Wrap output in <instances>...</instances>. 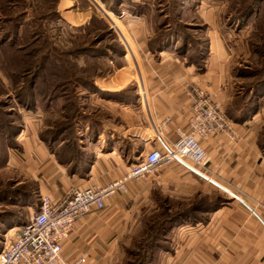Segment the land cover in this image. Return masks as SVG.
Returning a JSON list of instances; mask_svg holds the SVG:
<instances>
[{
  "label": "rangeland",
  "instance_id": "374dc122",
  "mask_svg": "<svg viewBox=\"0 0 264 264\" xmlns=\"http://www.w3.org/2000/svg\"><path fill=\"white\" fill-rule=\"evenodd\" d=\"M140 25L147 26L142 37ZM210 43L229 80L223 103L209 97L240 123L257 116L264 149V0H0V253L41 201L27 141L37 136L61 158L77 146L87 157L103 122L114 120L101 99L136 104L142 63L149 59L163 73L171 61L164 54L203 72ZM98 85L122 90L109 96ZM216 196L213 204L222 203ZM149 221L121 264H161L154 250L170 246V230L148 247L167 222L160 215Z\"/></svg>",
  "mask_w": 264,
  "mask_h": 264
},
{
  "label": "crops",
  "instance_id": "0c3cea01",
  "mask_svg": "<svg viewBox=\"0 0 264 264\" xmlns=\"http://www.w3.org/2000/svg\"><path fill=\"white\" fill-rule=\"evenodd\" d=\"M141 26L147 27L140 25V37ZM144 32L148 34V28ZM213 35L222 45L217 30ZM212 47L210 43L203 72L166 54L171 61H161V65L168 62L163 73L149 59L143 62L137 103L101 99L114 120L103 122L99 139L90 140V153L77 155L78 163L59 160L57 151H49L37 136L29 139L24 149L32 159L36 157L30 172L40 196L50 195L58 202L72 188L105 186L125 175L138 157L172 147L179 132L189 128V87L203 86L218 104L223 103L228 67L223 58H215ZM98 87L109 96L122 90ZM257 118L243 123L230 120L235 142L225 134L202 142L211 156V173L205 175L188 161H179L146 180L131 182L127 195L107 199L104 210L77 222L64 245L65 256L85 258L86 264H121L141 225H150V218L160 215L177 219L165 240L170 239V246L162 244V251L154 250L161 264H264V149ZM218 190H226L229 198L217 197ZM213 196L223 202L213 204ZM204 198L203 209L197 210ZM175 202L178 205L172 206Z\"/></svg>",
  "mask_w": 264,
  "mask_h": 264
},
{
  "label": "built area",
  "instance_id": "2783aa9c",
  "mask_svg": "<svg viewBox=\"0 0 264 264\" xmlns=\"http://www.w3.org/2000/svg\"><path fill=\"white\" fill-rule=\"evenodd\" d=\"M186 95L192 109L189 128L179 132L172 147L142 156L125 175L105 186L72 188L58 202L50 195L42 196L30 223L20 226L12 242L1 251L0 264H86L85 258L68 259L64 245L77 222L94 211L104 210L107 199L127 195L131 182L146 180L160 168L179 161H188L205 175L211 173V156L202 142L223 134L232 142L237 138L225 112L207 92L194 86L186 90ZM206 178L212 181L211 177Z\"/></svg>",
  "mask_w": 264,
  "mask_h": 264
},
{
  "label": "trees",
  "instance_id": "16d2710c",
  "mask_svg": "<svg viewBox=\"0 0 264 264\" xmlns=\"http://www.w3.org/2000/svg\"><path fill=\"white\" fill-rule=\"evenodd\" d=\"M74 27H77V26H75V25H73ZM185 44H188V42H187V40L184 42ZM182 51L184 52V50L182 49ZM197 67L199 66V65H196ZM201 69V68H200ZM232 115V114H231ZM227 116V115H226ZM228 118V117H227ZM229 120H231V121H233V122H236V123H240V122H238V120H236V119H234V117H230V118H228ZM245 119H247V118H245ZM243 122H245V121H243ZM243 122H241V123H243ZM54 142H55V140H53ZM56 143V142H55ZM76 147V149L75 150H73V151H69V155H66V157L65 158H61L60 157V154H59V151L57 152V154H58V157H59V160H61V161H65V160H68V159H73V161L72 162H75V163H78L76 160H77V155H79V157H81V154H80V152H77V146H75ZM202 210L203 209V207L202 206H199V207H197V210ZM163 218L168 222V221H171L170 222V224H165L166 225V227H165V225H163V227H165V228H163L162 229V233H161V230H159V228H158V230L157 231H155L152 235H151V238L149 239V241H148V247H152V248H154V246H155V244H156V242H157V240H158V238L160 237V236H162V237H164L166 234H167V231L168 230H172L176 225H174L175 223H177L176 222V220L177 219H174V218H172V219H170L169 218V216H163ZM168 225V226H167ZM166 231V232H165ZM139 262H142V261H139Z\"/></svg>",
  "mask_w": 264,
  "mask_h": 264
},
{
  "label": "bare ground",
  "instance_id": "6f19581e",
  "mask_svg": "<svg viewBox=\"0 0 264 264\" xmlns=\"http://www.w3.org/2000/svg\"><path fill=\"white\" fill-rule=\"evenodd\" d=\"M13 231H15V232H13V233H16V230H13Z\"/></svg>",
  "mask_w": 264,
  "mask_h": 264
}]
</instances>
